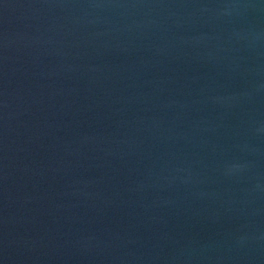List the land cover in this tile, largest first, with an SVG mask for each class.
<instances>
[{"label": "water", "instance_id": "obj_1", "mask_svg": "<svg viewBox=\"0 0 264 264\" xmlns=\"http://www.w3.org/2000/svg\"><path fill=\"white\" fill-rule=\"evenodd\" d=\"M0 264H264V0H0Z\"/></svg>", "mask_w": 264, "mask_h": 264}]
</instances>
